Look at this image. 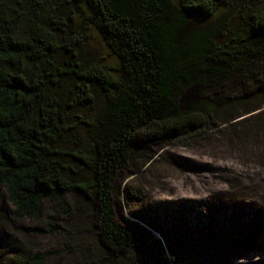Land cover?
Here are the masks:
<instances>
[{
	"label": "trees",
	"instance_id": "trees-1",
	"mask_svg": "<svg viewBox=\"0 0 264 264\" xmlns=\"http://www.w3.org/2000/svg\"><path fill=\"white\" fill-rule=\"evenodd\" d=\"M91 30L115 68L83 58ZM261 94L264 0H0V202L12 221L39 224L32 235L53 236L64 228L41 222L44 205L70 218L67 196L80 192L93 201L99 239L142 264L140 229L116 219L112 196L134 143L197 139L219 127V109ZM84 107L91 114L74 123ZM250 220L255 239L264 209ZM109 255L87 264H113Z\"/></svg>",
	"mask_w": 264,
	"mask_h": 264
},
{
	"label": "rangeland",
	"instance_id": "rangeland-1",
	"mask_svg": "<svg viewBox=\"0 0 264 264\" xmlns=\"http://www.w3.org/2000/svg\"><path fill=\"white\" fill-rule=\"evenodd\" d=\"M81 54L111 68L117 65L93 30L88 31ZM93 92L100 107L104 95L96 87ZM261 112L264 94L219 109L213 118L219 127L197 139L176 145L134 143L127 170L115 175L112 196L116 219L134 222L140 229L142 264L264 263V233L250 239V219L264 209ZM73 114L76 123L77 116L87 118L91 112L84 107ZM73 137L64 146L72 148ZM67 198L72 217L65 218L55 206L45 204L41 221L59 223L64 232L37 236L29 229L39 224L11 220V205L3 195L0 264H31L33 254L54 251L61 253L46 264H87L108 254L113 264H131L135 253L110 250L99 239L91 197L72 192Z\"/></svg>",
	"mask_w": 264,
	"mask_h": 264
}]
</instances>
